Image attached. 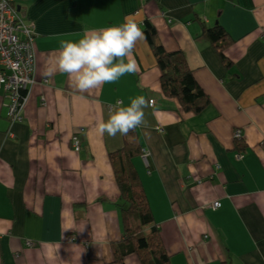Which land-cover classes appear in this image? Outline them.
I'll list each match as a JSON object with an SVG mask.
<instances>
[{"label":"crops","instance_id":"1","mask_svg":"<svg viewBox=\"0 0 264 264\" xmlns=\"http://www.w3.org/2000/svg\"><path fill=\"white\" fill-rule=\"evenodd\" d=\"M17 10L36 35V82L17 124L0 92V264L113 262L124 231L110 154L125 137L96 123L139 96L155 104L137 129L147 153L134 165L171 264H264V0H24ZM128 16L184 53L210 98L204 112L164 96L147 40L133 52L137 72L114 83L81 93L66 73L45 75L62 40ZM217 24L234 40L231 74L202 36ZM125 263L142 264L136 254Z\"/></svg>","mask_w":264,"mask_h":264},{"label":"trees","instance_id":"2","mask_svg":"<svg viewBox=\"0 0 264 264\" xmlns=\"http://www.w3.org/2000/svg\"><path fill=\"white\" fill-rule=\"evenodd\" d=\"M161 71V88L168 99L181 104L183 112L199 115L210 105V98L198 84L182 51H168L162 45L153 24L145 22L142 29ZM220 57L222 66L231 74L232 61L226 50L234 44L228 32L217 24L202 31ZM28 91H24L27 94ZM124 146L110 154L120 198L115 203L120 211L124 238L113 245L114 260L110 264H126V257L138 255L142 264H171L161 230L154 225L152 208L134 160L144 154L137 129L125 136ZM235 137L237 149L244 148ZM143 150V152H142ZM239 158V156H237ZM150 230V231H148Z\"/></svg>","mask_w":264,"mask_h":264},{"label":"clouds","instance_id":"3","mask_svg":"<svg viewBox=\"0 0 264 264\" xmlns=\"http://www.w3.org/2000/svg\"><path fill=\"white\" fill-rule=\"evenodd\" d=\"M144 40V32L131 16L125 17L119 26L85 31L76 42H60L55 68L48 69L45 75L51 77L55 71L66 73L73 87L81 93L114 83L126 74L137 72L133 52L137 42ZM150 106L143 96L131 99L127 106L117 101L110 106L107 120L96 123V130L101 135L127 136L146 126L145 109Z\"/></svg>","mask_w":264,"mask_h":264},{"label":"built area","instance_id":"4","mask_svg":"<svg viewBox=\"0 0 264 264\" xmlns=\"http://www.w3.org/2000/svg\"><path fill=\"white\" fill-rule=\"evenodd\" d=\"M22 1L0 0V92L9 101L8 118L12 125L23 121L21 113L29 100L30 87L36 82V35L18 14L17 5ZM154 104L151 100V107ZM72 148L81 150L78 138L73 139ZM213 207L219 209L222 204L217 201Z\"/></svg>","mask_w":264,"mask_h":264}]
</instances>
